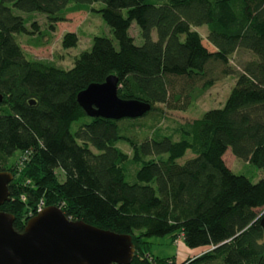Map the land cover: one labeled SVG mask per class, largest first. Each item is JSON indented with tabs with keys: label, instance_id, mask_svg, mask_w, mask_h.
Wrapping results in <instances>:
<instances>
[{
	"label": "trees",
	"instance_id": "trees-1",
	"mask_svg": "<svg viewBox=\"0 0 264 264\" xmlns=\"http://www.w3.org/2000/svg\"><path fill=\"white\" fill-rule=\"evenodd\" d=\"M78 3L108 25L115 45L94 35L67 68L27 58L14 35H30L29 20L11 8L44 15L45 29L26 41L37 47ZM131 21L138 45L127 31ZM201 24L212 49L192 29ZM76 41L66 31L60 46ZM236 50L251 56L238 70L227 63ZM108 74L116 76L119 98L149 104L142 115L160 111L155 103L183 110L216 79L233 75L234 81L221 106L191 118L171 139L138 133V117L83 113L76 92ZM0 94V170L12 174L0 211L13 215L14 230L40 201L69 219L129 234L128 264H264L255 211L264 210V0H0ZM116 142L127 144L129 155ZM226 149L258 170V178L231 172L221 158ZM186 150L191 156L177 163ZM15 151L18 161L7 166ZM126 160L137 165L130 181ZM163 234L207 249L177 263L154 256L148 238Z\"/></svg>",
	"mask_w": 264,
	"mask_h": 264
},
{
	"label": "water",
	"instance_id": "water-1",
	"mask_svg": "<svg viewBox=\"0 0 264 264\" xmlns=\"http://www.w3.org/2000/svg\"><path fill=\"white\" fill-rule=\"evenodd\" d=\"M115 90L116 76L108 74L77 91L75 101L90 117L135 118L149 109L144 101L119 98ZM11 178L9 171L0 170V204L8 199ZM12 220L11 213L0 211V264H128L133 254L129 234L69 219L55 205H43L20 231L12 228ZM257 222L264 234V210Z\"/></svg>",
	"mask_w": 264,
	"mask_h": 264
},
{
	"label": "rangeland",
	"instance_id": "rangeland-1",
	"mask_svg": "<svg viewBox=\"0 0 264 264\" xmlns=\"http://www.w3.org/2000/svg\"><path fill=\"white\" fill-rule=\"evenodd\" d=\"M71 4H75L71 2ZM99 3H94L91 6L98 7ZM11 12L20 16H25L29 21L26 23V27L32 30L30 35L15 34L16 41L21 47L23 53L27 58L35 59H46L50 60L56 65L67 68L71 65L72 59L79 52L88 50L91 43V37L94 35H101L109 38L113 45H115V40L112 37L110 28L106 23L102 21L100 16L93 12L91 7L87 4H80L71 6L64 13L63 21L56 22L54 24V29L48 33V35H43L41 40L47 41L37 47H31L27 45L26 41L29 40L28 36L34 37L36 30L42 31L45 29V18L42 13L31 12L25 14L20 10L11 8ZM33 20L36 24L35 28L29 26V22ZM201 38V43L207 48L212 49V46L205 40L206 28L203 24L192 27ZM74 32L77 41L74 46L63 48L60 46V37L64 32ZM128 34L132 37L134 44L138 45L141 43V38L138 33V28L133 21L130 22V25L127 29ZM30 37V38H31ZM150 37L155 38L154 31H150ZM251 56L249 53L236 50L231 53L228 57L227 63L234 69L238 70L241 63L249 59ZM234 81L233 75L222 76L212 84L199 93L195 99H193L187 107L183 110H170L167 109L163 104L155 103L154 106L160 111L151 110L150 113H145L138 117V123L134 125V129L138 133L149 134H163L169 136L171 139H178L179 128L185 126V123L191 118L199 117L201 113L210 108H216L221 106L223 100L225 99L230 87ZM151 115H155L153 118L157 117V121L154 122V127L150 130H146L145 126L152 122L153 119ZM119 149L129 155V147L123 142H116L115 144ZM191 156V153L186 150L184 154L176 159L177 163H182L185 159ZM19 158V153L17 151L7 159L6 165L13 164L17 162ZM223 163L231 170L233 173L243 174L245 177L251 181H255L260 172L258 170H253L251 166L245 164V161L235 158L228 149H226L221 155ZM137 167L134 163L129 160L125 161L126 168V179L132 180L133 170ZM55 175L58 179H61L60 172L56 169ZM21 199H23L20 196ZM256 212L260 213L262 208H256ZM149 252L154 256H172L174 262H179L184 258L192 257L199 254L200 252L207 249L205 246H195V247H186L182 244L179 235L170 236L169 234H163L158 236H151L148 238Z\"/></svg>",
	"mask_w": 264,
	"mask_h": 264
},
{
	"label": "built area",
	"instance_id": "built-area-1",
	"mask_svg": "<svg viewBox=\"0 0 264 264\" xmlns=\"http://www.w3.org/2000/svg\"><path fill=\"white\" fill-rule=\"evenodd\" d=\"M41 207H42L41 202L38 201V202L36 203L35 207H34V212L37 211V210H39Z\"/></svg>",
	"mask_w": 264,
	"mask_h": 264
}]
</instances>
